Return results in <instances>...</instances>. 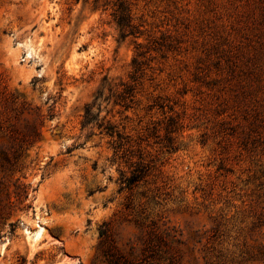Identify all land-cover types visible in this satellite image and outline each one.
I'll return each mask as SVG.
<instances>
[{"label":"rangeland","instance_id":"374dc122","mask_svg":"<svg viewBox=\"0 0 264 264\" xmlns=\"http://www.w3.org/2000/svg\"><path fill=\"white\" fill-rule=\"evenodd\" d=\"M93 1L0 0V145L31 202L0 264H264V0H127L123 39ZM138 51L135 102L101 107L114 148L83 108Z\"/></svg>","mask_w":264,"mask_h":264},{"label":"trees","instance_id":"16d2710c","mask_svg":"<svg viewBox=\"0 0 264 264\" xmlns=\"http://www.w3.org/2000/svg\"><path fill=\"white\" fill-rule=\"evenodd\" d=\"M111 8V14L119 31V38H125L127 35L136 33V26L132 24L131 9L127 0H94L93 9ZM139 45V43L137 44ZM144 51H138L131 60L132 70L128 73V80L120 79L118 82H112L106 77L102 79L97 89L92 95V100L85 104L82 113L81 127L96 125L97 128L104 131L113 138L114 148H120L124 144V136L115 124L105 120V116L100 117L102 103L110 104V109L118 107L121 112L127 110L135 102L134 96L138 78L141 76L142 66L144 64ZM109 109V110H110ZM122 109V110H121ZM108 110V111H109ZM48 116H53L52 109ZM6 148L0 145V159L10 164V168L5 167V163L0 162V218L9 215L14 209H27L31 206L29 199L30 186L20 182L19 177L12 178L13 163L8 158ZM6 169L11 170L7 173ZM142 168L135 167L133 173L126 178L128 183H132L142 175ZM13 224L10 223V226ZM145 259L144 257H141ZM113 264H142L141 261L127 260L120 262L118 259Z\"/></svg>","mask_w":264,"mask_h":264}]
</instances>
